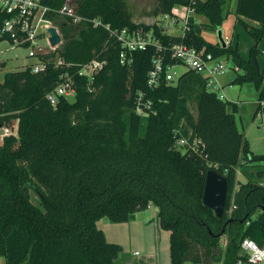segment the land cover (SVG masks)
Returning <instances> with one entry per match:
<instances>
[{"label":"trees","instance_id":"16d2710c","mask_svg":"<svg viewBox=\"0 0 264 264\" xmlns=\"http://www.w3.org/2000/svg\"><path fill=\"white\" fill-rule=\"evenodd\" d=\"M63 1L41 4L56 11ZM235 1L238 23L253 39L246 58L234 44H211L200 36L203 26L214 30L222 24L225 0H155L153 16L179 4L192 9L189 29L181 36L162 34L155 24L134 23L124 0H74V13L83 20L74 25L56 17L64 40L38 56L44 68L32 72L28 65L3 74L0 126H16L15 134L0 140L4 264H114L121 245L107 242L95 222L101 217L126 222L149 204L157 207L160 228L169 232V264H235L245 259L239 254L242 238L264 243V187L243 174L245 181L236 182L231 197L240 161H260L254 176L264 175V155L250 152L237 129L236 104L207 91L204 78L192 70L183 71L174 84L145 85L152 58L167 56L171 45L184 43L229 60L238 69L231 83L253 85L255 112L264 114V76L257 60L264 0ZM197 15L206 22L196 23ZM5 17L0 14V22ZM95 19L100 22L94 26ZM68 25L72 36L66 35ZM121 28L150 31L161 49L147 45L134 50L130 65H122L119 41L112 34ZM4 39L11 36H0ZM96 59L104 64L91 80L77 73ZM65 81L71 82L74 98L57 95L51 105L47 94ZM139 92L151 102L146 116L133 110ZM188 101L195 104V118ZM176 137L189 142L195 137L200 145L181 152L173 148ZM208 169L226 178L219 217L201 203ZM31 191L37 203L31 202ZM221 234L226 235L223 251Z\"/></svg>","mask_w":264,"mask_h":264},{"label":"built area","instance_id":"2783aa9c","mask_svg":"<svg viewBox=\"0 0 264 264\" xmlns=\"http://www.w3.org/2000/svg\"><path fill=\"white\" fill-rule=\"evenodd\" d=\"M74 0H64L59 10L51 11L48 6L41 4V0H0V14L6 17L0 22V36H11L10 41H6L8 47L0 48V57L6 52L20 46L23 42L27 43L26 56L33 57L36 61L29 64L32 72H37L44 68V62L38 57L46 53L53 52L56 47H51L47 40L45 26H52L59 33V28L56 25L55 18H69L72 24H78L83 20L82 17L74 13ZM192 16V9L186 5H175L169 12L158 13L152 17L150 24H155L161 33L169 34L168 29H176L180 25V32L177 34L181 36L189 29V17ZM93 25L100 21L93 20ZM108 29L107 26H105ZM112 34L119 41V62L122 65L129 66L132 60L131 52L137 49H144L147 45H153L156 50L161 47L158 41L152 37L150 31H143L139 28L127 29L121 28L112 31ZM0 41V42H1ZM61 39V43H62ZM227 42L224 39V43ZM45 49V50H43ZM167 56L165 54H158L152 58L151 67L147 70L146 88H155L160 83L167 82L174 84L181 73L185 70H192L196 74L201 75L205 80L206 90L217 95L222 100V94L217 93L220 86L216 83V74L224 72L226 66L225 57H213L211 53L205 52L202 48L195 49L192 46H187L184 43L173 44L169 47ZM166 57L172 62H167ZM1 60V58H0ZM59 59H55V64H60ZM104 64L103 60H92L80 66L77 71L78 74L86 76L89 80L96 74L97 70ZM175 67H183L181 73L174 70ZM233 69H237L233 66ZM64 96L67 100H72L75 95V90L71 86L70 81H65L58 85L52 92L47 94V99L51 105L56 102V96ZM150 100L147 99L145 92H139L134 98V112L139 116H146L151 109ZM264 104L260 101V105ZM253 119L257 120L259 128L264 132V114L261 110H257L253 114ZM13 129L0 126V140L3 136L15 134L16 126ZM200 145V141L193 137L189 142L188 137H176L173 148L181 152L187 149L196 150ZM238 172V171H237ZM241 256L245 259L239 258L235 264H264V243L259 245L250 238L244 237L240 241Z\"/></svg>","mask_w":264,"mask_h":264},{"label":"rangeland","instance_id":"374dc122","mask_svg":"<svg viewBox=\"0 0 264 264\" xmlns=\"http://www.w3.org/2000/svg\"><path fill=\"white\" fill-rule=\"evenodd\" d=\"M125 4H127L128 10L131 14V21L136 24H150L153 15L151 11L155 7V0H124ZM226 5L223 9V21L219 28L211 29L209 27L203 26L200 30V36H202L207 42L214 44L219 41V36L217 35V30H219V35L221 37L227 36L225 38V44L233 45V43L237 40L241 46L245 44V39H251L243 30L241 25L238 23V18L234 13L235 0H225ZM227 10V12H226ZM196 23L202 25L206 22L202 16L197 15L195 17ZM55 23L60 21L61 19L56 18ZM59 23V22H58ZM58 26V24L56 23ZM69 26V25H68ZM67 36H72L74 34V30L72 27H68ZM180 25L176 29L170 28L168 29L169 34L177 35L180 32ZM60 33V32H59ZM61 39H63L62 33ZM223 39V38H222ZM233 40V42H232ZM224 41V40H223ZM264 43V41H263ZM8 47L6 41L0 42V48ZM45 50V49H43ZM27 49L15 46L14 48L7 50L0 57V81L3 79V74L6 72H11L14 70H20L27 67L29 64L35 62L36 60L33 57L26 56ZM264 52V51H263ZM28 64V65H24ZM224 72L221 74H216L215 78L218 83H221L223 87L217 89V93L225 95L222 98L223 101L230 103H237L238 109L237 112H234L235 120H237V127L240 131H242V136H244L247 141V148L250 152L255 154L264 155V132L259 128L257 124V120L251 118L252 109H254V103H256V90L253 85L244 84L241 87L232 84L231 81L233 77L236 75L237 71L233 69V65L228 60L226 61V66L224 68ZM174 70L177 73H181L183 71V67H175ZM188 108L193 118L196 116L195 104L192 101H188ZM260 161H252L246 165L241 161L236 166L235 170V183L233 184V190L231 193V197L233 196V192L237 189V183L240 182V173L248 175L251 178V181L263 182L264 177L259 179L255 178L256 169L259 168ZM238 178V179H237ZM263 178V180H262ZM237 182V183H236ZM30 193L31 202L37 203V196L32 191ZM219 239V246L223 251L225 243H226V235L221 234ZM0 264H4L2 257L0 256ZM184 264H194L186 261ZM218 264V263H216Z\"/></svg>","mask_w":264,"mask_h":264},{"label":"crops","instance_id":"0c3cea01","mask_svg":"<svg viewBox=\"0 0 264 264\" xmlns=\"http://www.w3.org/2000/svg\"><path fill=\"white\" fill-rule=\"evenodd\" d=\"M217 32H219V30H217ZM224 37L228 38L227 36ZM224 37H221L223 38L222 40H224ZM244 39L246 42L243 46H241L240 43L237 42V40L233 44L236 46L237 52H239L241 57L246 58L248 55V49L253 43V39ZM263 41L264 36L257 45V49L259 51L257 54V60L264 76ZM218 43L220 44L219 41ZM235 70L238 71V69ZM216 83L218 86H220V88L223 87L222 84L218 83L217 80ZM221 94L222 98L225 97L223 92ZM235 104L236 113L238 109V104ZM257 104L258 102L256 99V103H254V109H252L251 112L252 119ZM235 121L237 126V120ZM238 131L240 130L238 129ZM240 133L242 134V131H240ZM239 180L240 182L245 181V177L241 173ZM260 184L264 187V181L260 182ZM156 213L157 207L153 206L152 204H149L146 209L135 212L133 218L129 221L111 223L106 217H101L95 222V225L100 231H102L104 238L107 242L121 245V251L115 257L114 264H169V232L160 228L159 224L157 223Z\"/></svg>","mask_w":264,"mask_h":264},{"label":"water","instance_id":"95a60500","mask_svg":"<svg viewBox=\"0 0 264 264\" xmlns=\"http://www.w3.org/2000/svg\"><path fill=\"white\" fill-rule=\"evenodd\" d=\"M45 32L51 47L61 44L60 36L54 27L45 26ZM217 35L219 36L220 45L225 46L219 32H217ZM205 172L201 203L210 208L216 217H219L222 215L225 206L226 178L212 169H208ZM262 210L264 211L263 208Z\"/></svg>","mask_w":264,"mask_h":264}]
</instances>
